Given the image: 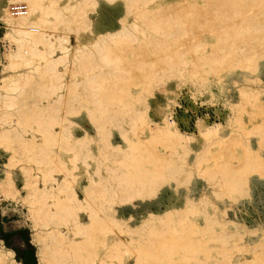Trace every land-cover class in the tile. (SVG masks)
Masks as SVG:
<instances>
[{"label":"bare ground","instance_id":"1","mask_svg":"<svg viewBox=\"0 0 264 264\" xmlns=\"http://www.w3.org/2000/svg\"><path fill=\"white\" fill-rule=\"evenodd\" d=\"M15 1H25L28 10L24 13L26 15L18 16L20 20L12 22L11 28L5 32L4 36L15 39L18 45L5 48L7 64L3 69L22 67L25 70L0 79V87L5 89V92L0 91V99L9 110L0 119L15 120L12 117H17L21 124L18 127H2L0 138L16 141L18 148L29 156H39L46 167L42 176L51 178L52 170L61 167L57 160V147L65 146L66 125L63 122L66 118L58 115V112L63 105L71 104L81 96L88 100L85 105L86 114L98 131L95 133L102 134V118L110 117L112 113L126 115L130 122L129 130L123 129L121 132L126 146L116 143L113 147L121 152L114 175L126 198L154 184L162 178L169 166L182 165L186 162L185 154L188 152L194 153V165H197L198 171L212 178L220 177L230 194L247 193L246 183L250 170L264 174V161L247 159L242 165H232L230 158L233 144L238 139L241 141L242 135H235L234 131L228 132L226 129L234 120L238 122L239 118L228 117L224 124L217 122L210 125L204 124V120H198V133L194 134L182 131L166 114L173 97V90L170 91L166 86L168 79L177 78L182 81L185 71H188L194 76L213 73L220 80L224 71L256 68L264 51V0H205L202 8L192 2L183 11L174 9L173 13L167 9L168 6L165 8L158 2L155 6H149V1L154 0H124L125 13L118 15V28L97 32L89 36L88 41L80 42L72 52L71 62L67 63L68 37L32 27L40 25L56 29L65 23L93 32L90 20L84 14V7L96 4L97 0H68L61 6H57L56 0H49L48 4L44 0ZM37 12L40 14L37 19L31 18ZM49 13L53 15L52 19L48 18ZM129 14L131 19L127 20L126 15ZM3 16L12 21L13 16L9 14L8 7L3 8ZM202 31L212 34L213 39L203 40L198 37ZM130 49L134 51L133 57L128 56ZM60 63L64 67L68 66L63 68L71 73V79L63 80L62 71L58 69ZM132 85L139 88L134 90ZM218 85V80L208 84L209 97H213ZM154 86L165 93V102L152 106L147 94ZM240 95L242 99L238 106H242V100L248 99L249 91L241 89ZM139 102H144L145 106L135 107ZM148 109L152 111L151 115ZM27 128L35 129L42 140L37 141L35 133L25 135ZM253 129L264 133V123L254 124ZM199 135L200 138H196ZM72 139L89 144L94 138L88 129H84L80 136ZM243 151V159L249 156L255 158L254 152L247 145H244ZM89 152L94 156L90 147ZM216 153L225 155L224 161L215 158L208 163V157ZM202 160L206 161L204 167H200ZM88 180L83 198L76 197L75 192L70 190L72 187L67 177L58 181L56 194L31 181L29 197L34 204L31 214L40 225L39 237L41 240L42 237L45 240L50 238L53 244H44L48 252L41 256L43 264L65 260L71 264H107L105 256L119 257L111 252L105 256L96 252L98 242H104L100 240V234L103 237L109 224L120 223L116 215L103 213L102 208L94 202L97 193L108 189L103 177L94 179L90 175ZM0 190L14 194L12 181L1 179ZM63 191L67 192L66 197L58 194ZM81 207L87 211V221L79 218ZM180 213L181 209L174 206L160 212L150 211L142 217L137 228L141 230L149 226L148 231L152 237L149 243L139 247L135 264L233 263L221 245L217 248L222 255L221 259L211 261L209 246L197 245L202 242L197 237L194 238L195 243L192 241L194 239H190L194 231L204 230L202 226L191 221L183 222L179 232L170 227L158 229L154 226L155 221L164 225ZM226 223L233 224L238 232L255 231L231 219ZM61 224L67 226L73 236L61 230ZM177 250L182 252L175 259L173 256ZM200 251H204V258L198 256ZM44 253L42 251L41 255ZM0 264H14L9 252L2 248ZM234 264L264 262L237 261Z\"/></svg>","mask_w":264,"mask_h":264},{"label":"rangeland","instance_id":"2","mask_svg":"<svg viewBox=\"0 0 264 264\" xmlns=\"http://www.w3.org/2000/svg\"><path fill=\"white\" fill-rule=\"evenodd\" d=\"M67 1L56 0V3L57 6H61ZM43 2L48 4L49 0ZM157 2L163 4L162 6L165 8L168 6L167 9L173 13L174 9L183 11L192 2H195L197 7L202 8L205 0H154L149 1L148 5L155 6ZM12 4L24 5L25 11L28 10L25 1L0 0V41L7 42L5 48L8 45L15 47L18 45L15 39L4 36L5 32L11 28V23L20 20L17 17H12L11 21L3 16V8L8 7L9 9ZM124 13V0H113L112 2L97 0L96 4L84 7V14L90 20L93 32L85 28H77L74 24L65 23L58 25L56 29L40 25L32 28H41L53 35L67 36V45L69 46L67 63L68 61L71 62L72 52L79 46L80 42L88 41L89 36H94L97 32L117 29L119 26L118 18ZM39 15L37 12L31 18L37 19ZM48 18L52 19L53 15L49 13ZM126 19L130 20L131 15H126ZM199 33L198 37L203 40L213 39L212 34L206 31ZM38 46L42 45L39 44ZM128 56H134L133 49H130ZM5 64H7L5 50L0 47V79L2 76L25 70L22 67L3 69ZM69 66L71 67V64ZM63 67L64 64L62 63L58 65V69L62 71L63 80L67 81L72 76L70 72L64 71V68L68 66ZM217 78L218 76L213 73L207 76H194L185 71L182 81L171 78L166 81V86L170 91H174L178 85L186 86L194 98L205 103L204 107L207 109L204 108L203 111L208 110L211 118L209 122H203L204 124L210 125L217 122L224 124L228 117L239 118L238 122L234 120L231 122L232 125L226 129L228 132L234 131L235 135L239 133L242 135L241 141L238 139L233 144L234 150L230 158L233 166L242 165L247 159L264 161V133L258 129H253L254 124L264 123V51L259 57L255 69L236 68L233 71L222 72L220 80ZM217 80L219 82L218 89L213 97H209L207 86L210 85V82L213 83ZM131 87L134 90L139 88L133 85ZM241 89H247L249 95L248 99L242 100V106H238L237 104L242 99ZM0 91L5 92V89L0 87ZM63 91L65 92V89ZM147 95L152 106L164 101L165 97V93L160 91L158 86H154ZM87 101L82 96L78 97L73 103L63 105L58 112V115H63L66 118L63 122L66 125V142L65 146L57 147V160L61 163V167L52 170L51 178L42 176L46 167L44 162L38 158L39 156L36 158L32 154L29 156L23 149L18 148L19 145L16 141L0 138V180L10 179L14 189V194L0 190V248L9 252V257H12L14 264H43L41 256L46 255L44 252H48L44 244L53 245L50 238L45 240L42 237L41 240L39 237L40 225L31 214L32 206H34L29 197V193L32 191L31 181L40 187H47L46 189L52 190L56 194L58 181L67 177L72 187L70 190L75 192L76 197L83 198L85 185L89 183L90 175L94 179L102 176L108 186V189L96 194L94 202L102 208L103 213L116 215L115 217L119 218L117 222L120 223L109 224V229L105 231L103 237L101 234L99 236L100 240H104V242H98L97 253L103 256L109 252L119 255V257L105 256L104 259L107 264H135L139 256V247L149 243L152 237L148 231L149 226L141 230L137 228L142 217L147 216L150 211L160 212L174 206L179 207L181 213L174 215L164 225L155 221L154 226L156 228L170 227L179 232L183 227V222L190 223L191 221L200 227H204L202 232L194 231L191 233L192 238L190 237V239L197 237L202 241L197 242V245L209 246L208 253L211 254L209 258L211 261L221 259L222 255L217 249L221 245L229 254L232 264L237 261L264 262V174L262 172L258 170L248 172L246 194H230L228 187L222 183L220 177L212 178L203 171H198L197 165H194V153L188 152L185 154L186 162H183L182 165L169 166L162 178L154 184L147 185L134 196L126 198L123 188L117 185L114 175L118 168L121 152L117 147H113L116 143H120L123 147L126 146L127 143L123 140L121 132L123 129L129 130L130 122L126 115L112 113L110 117L102 118L104 127L102 134L95 133L97 130L86 114L85 105L88 104ZM144 106V102L135 104V107L138 108ZM148 110L151 115L152 111ZM8 111V107L0 99V116ZM12 118L15 120L11 118L0 119V129L12 125L20 126L21 123L17 117ZM27 129L28 132L25 135L30 136L31 133H35L36 140H42L41 135L35 129ZM84 129H88L94 138L89 144L78 143L72 139L80 136ZM197 131L198 128L193 133H198ZM128 134L133 136L131 132ZM196 138H200V135ZM244 145L250 147L255 158L249 156V158L243 159ZM89 147L94 156L90 155ZM224 156L217 153L213 154L212 157H208L207 162L211 163L215 158L224 161ZM205 164L206 161L202 160L200 167H204ZM58 194L66 197L67 192L63 191ZM79 218L81 221L88 220L87 211L83 207L79 208ZM230 219L249 228H254L255 231L243 232L240 230L238 232L233 224L226 223ZM59 227L73 236L68 231L67 226L61 224ZM75 237L80 238L79 235ZM192 241L195 243L196 240ZM42 251L44 254L41 255ZM180 252L182 251L177 250L173 257L176 259ZM198 254L201 258L205 257L204 251H200ZM50 264L71 263L69 260H65L53 261Z\"/></svg>","mask_w":264,"mask_h":264},{"label":"built area","instance_id":"3","mask_svg":"<svg viewBox=\"0 0 264 264\" xmlns=\"http://www.w3.org/2000/svg\"><path fill=\"white\" fill-rule=\"evenodd\" d=\"M8 11L13 17L22 16L25 13V6L12 4ZM0 44V47L5 50L7 42L0 41ZM204 106L205 103L194 98L186 86H177L173 91V97L167 107L166 114L182 131L191 133L196 131L198 120L209 122L211 118L208 110L203 111L204 108L207 109Z\"/></svg>","mask_w":264,"mask_h":264}]
</instances>
